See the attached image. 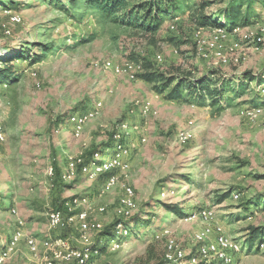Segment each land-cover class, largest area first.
<instances>
[{
    "label": "rangeland",
    "instance_id": "obj_1",
    "mask_svg": "<svg viewBox=\"0 0 264 264\" xmlns=\"http://www.w3.org/2000/svg\"><path fill=\"white\" fill-rule=\"evenodd\" d=\"M201 1L185 0L175 9L170 6L154 32L105 22L99 12L67 7L68 0L0 1V22L10 30L6 37L0 36L1 55L15 47L39 52L33 46L36 42L56 46L36 63L15 61L18 81L0 86V123L6 134L0 142V250L9 244L19 218L25 222L27 235L40 240L64 238L78 246L71 239L79 236L76 228L51 227L49 214L58 208L68 217L72 212L66 201L87 197L88 202L75 211L86 209L89 219L103 228L120 220L131 228V234L121 238V246H111L95 264H143L151 246L153 260L164 257L168 237L192 256L194 233L209 223L199 215L201 210H212L211 223L222 224L243 243L245 250L235 264H264V249H258L262 239L253 245L248 242L251 227H264V83H247L241 91L234 79L251 72L264 81V41L237 64L222 65L205 57L195 36L202 26L196 5ZM205 1H211L205 13L213 16L212 22L226 23L214 13L228 0ZM4 10L19 13L22 23H10ZM257 12L244 27L253 31L264 27V7ZM209 34L205 30L204 38ZM107 59L118 65L140 62L143 69L137 79H131L94 65ZM146 63L176 81L159 93L154 83L141 78ZM180 78H208L211 88L232 81L238 95L228 90L218 104L211 99L199 103L186 90L185 98H169L167 94ZM144 101L151 102L148 114L141 107ZM98 102L103 104L99 115L76 138L70 115ZM253 106L263 111L251 121L243 112ZM124 124L127 128L121 129ZM120 129L135 147L130 170L120 175L118 185L106 190L104 178L81 173L71 181L63 179L71 156L87 159L95 152H108ZM186 130L192 135L183 142L180 134ZM51 167L54 177L49 175ZM124 185H132L136 192V208L129 217L120 212ZM235 192L241 194L239 199H234ZM173 206L182 210L180 215ZM100 207L105 211H99ZM91 236L95 241L99 235L93 232ZM44 256L33 255L22 240L3 264H42Z\"/></svg>",
    "mask_w": 264,
    "mask_h": 264
},
{
    "label": "built area",
    "instance_id": "obj_2",
    "mask_svg": "<svg viewBox=\"0 0 264 264\" xmlns=\"http://www.w3.org/2000/svg\"><path fill=\"white\" fill-rule=\"evenodd\" d=\"M8 13V21L13 24H20L23 21L22 16L17 12L4 10ZM210 32L207 39L204 38L203 32ZM10 34V30L5 24L0 22V36ZM195 36L198 44L201 46L205 57H212L216 63L222 65L237 64L241 59H245L247 51L257 50L264 41V27H259L253 31L246 27L237 26L230 28L225 25L201 26L196 30ZM96 67L103 71H112L115 74H125L131 79H137L142 72V64L136 61H129L123 65L115 64L112 60L107 59L94 63ZM264 94V88L262 89ZM102 102H98L93 108L83 112H76L70 115L69 124L73 127V134L79 138L84 130L85 125L92 119L96 118L101 109ZM145 114L152 111L151 102L144 101L141 105ZM263 111L261 106L247 108L243 115L249 120H255ZM192 124V121H189ZM127 128L124 124L121 129ZM138 127H133V129ZM118 130L113 135V145L108 148V152H95L88 161L83 157L71 156L68 160V169L62 175L66 181L76 178L78 173L89 178H104V188L110 190L119 183L120 175L130 170L129 158L135 143H129L126 140L125 133ZM190 130L181 132L180 138L186 142L191 137ZM6 140L5 128L0 123V142ZM142 142L146 138H141ZM49 175L54 177V168H49ZM240 193L233 194L234 199L240 198ZM88 198H74L66 201V208L72 212L65 217L63 210L54 209L49 214L50 226L53 228L75 227L79 233L77 238L78 246L69 242L68 239L47 237L44 240L27 235L24 226L25 222L19 218L18 227L11 237L9 244L0 250V264H3L16 251V248L22 240L30 252L37 256L44 253L42 264H95L94 257L98 253L95 249V242L92 239V233L103 229L99 222H93L89 219L86 209L75 211V208L81 206V203H87ZM136 208V192L132 185L123 186V195L120 198V212L124 217H129ZM99 211H105V207H100ZM12 212L18 215V211L13 209ZM199 215L206 221H209L201 229L194 233L193 241L196 245V251L189 256L185 248L174 238L168 237L165 242L164 259L165 264H235L238 256L242 255L244 249L243 243L230 236L222 224H212L214 212L212 210H201ZM253 219L252 215L248 216ZM119 235L113 241V249L121 246L120 238L128 235V230L122 225H118ZM258 249H264V241L258 245Z\"/></svg>",
    "mask_w": 264,
    "mask_h": 264
},
{
    "label": "trees",
    "instance_id": "obj_3",
    "mask_svg": "<svg viewBox=\"0 0 264 264\" xmlns=\"http://www.w3.org/2000/svg\"><path fill=\"white\" fill-rule=\"evenodd\" d=\"M4 1V0H0ZM185 0H84L83 4H80V0H68V4L62 5L64 10L69 11V8H73L76 11L82 9H91L95 12H99L102 15L104 21H110L116 24L130 26V27H141L147 32H154L158 29L159 22L163 14L169 13L170 6L175 9L181 2ZM163 3V6H162ZM211 4V1L202 0L197 5V18L199 25H225L231 29L237 26H247L252 23L253 18L258 16V7H264V0H228L227 5L223 8H219L215 13L214 17L225 20L226 23H219L216 21L212 22V17L205 13L206 7ZM5 5V4H4ZM11 5H18L17 2L11 1ZM66 5H68L66 7ZM7 6V5H6ZM34 47L39 49V52L31 51L25 47L13 48V51L1 55L0 54V86L10 87L16 83L19 79L17 76V68L15 61L28 60L30 63H36L41 61L48 53L55 49V43H41L36 42L33 44ZM146 71L141 75V78L150 83H154L157 91L163 93L167 88H170L171 84L176 81L175 78H167L163 74L153 71L149 64H145ZM239 84L238 88L241 91L248 87V84L256 82V85L264 83L259 77L254 76L251 72H246L242 76L235 77ZM232 81L228 83H222L221 87H212V82L208 78L193 79L192 81L188 78H180L176 82L170 92L167 94L169 98H185L183 91H188L195 98H198L199 103H204L206 99H211L212 104H218L220 99L226 91L231 90L237 94V89L231 87ZM66 116V115H65ZM64 116V117H65ZM62 117L58 124L61 125L64 119ZM113 143L111 144V146ZM89 158L86 159L88 161ZM227 196L224 195L222 199ZM174 211L177 215L181 214V209L178 206H173ZM149 225L148 220H143V224ZM122 224L127 230L128 235L122 236V239L127 238L131 234V228L122 220L119 222L107 226L102 230L98 231V238L94 241V247L98 251L95 255L94 260L96 261L103 253L111 248L113 241L118 237L119 230L118 225ZM113 239L112 242L106 243V240ZM120 238V240H121ZM261 238L264 241V227H251L250 236L248 242L250 245ZM153 246L149 248L148 260L144 261L143 264H165L164 257H157L153 260Z\"/></svg>",
    "mask_w": 264,
    "mask_h": 264
},
{
    "label": "crops",
    "instance_id": "obj_4",
    "mask_svg": "<svg viewBox=\"0 0 264 264\" xmlns=\"http://www.w3.org/2000/svg\"><path fill=\"white\" fill-rule=\"evenodd\" d=\"M71 239H72V241H73L74 243H77V242H76V241H77V239H75V237H74V236H72V238H71ZM73 242H72V243H73ZM75 246H76V245H75Z\"/></svg>",
    "mask_w": 264,
    "mask_h": 264
}]
</instances>
